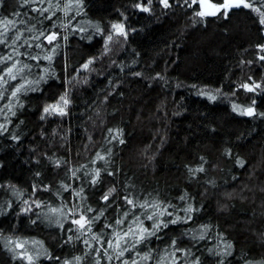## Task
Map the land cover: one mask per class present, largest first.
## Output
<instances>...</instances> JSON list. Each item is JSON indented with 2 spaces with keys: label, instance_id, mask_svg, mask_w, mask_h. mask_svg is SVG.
<instances>
[{
  "label": "trees",
  "instance_id": "trees-1",
  "mask_svg": "<svg viewBox=\"0 0 264 264\" xmlns=\"http://www.w3.org/2000/svg\"><path fill=\"white\" fill-rule=\"evenodd\" d=\"M246 2L203 18L184 0L0 4L31 68L9 81L28 90L0 88V264H264V6ZM61 97L63 115L44 112ZM145 211L167 227L116 249L133 214L151 229ZM81 213L91 231L72 223Z\"/></svg>",
  "mask_w": 264,
  "mask_h": 264
},
{
  "label": "snow or ice",
  "instance_id": "snow-or-ice-1",
  "mask_svg": "<svg viewBox=\"0 0 264 264\" xmlns=\"http://www.w3.org/2000/svg\"><path fill=\"white\" fill-rule=\"evenodd\" d=\"M4 2V0H0V4H2ZM144 2L146 4H150L152 2V0H144ZM160 3L163 4V6L165 8L169 7V3L168 0H160ZM184 3L188 6V7H193V6H198L200 8V11H196L195 15L199 16V17H206V16H215L217 15L219 12L224 11L225 15L227 14V10L235 7V8H239V7H246V8H250L252 7L251 4L247 3L246 0H222V3L216 4V3H212L211 0H184ZM256 3H261L262 6H264V0H256ZM137 9H139L140 11L143 12H148L150 9L146 6H143L141 3H137L136 5ZM35 11H46V9H34ZM256 11H259V9H255ZM14 15H18V13H14ZM261 23L264 24V13H261ZM0 23L3 24V31H0V44H4L7 45L8 47L12 48V51L7 54V55H0V65H3V67H0V88L3 89V92H6L8 90V88H13L14 90L11 92V95L13 97L17 96L18 93L22 92V91H26L28 90L27 88H25V84H19L17 85H13L10 84L9 81H16L19 78L23 79L25 76V69L28 70V72L30 73L31 68L28 64L23 63V61L16 59L17 56L21 55L18 50L15 47H12V45L17 44L20 40H21V36L22 34L19 32V29L16 28V25L14 23L13 20H3L0 21ZM9 25H11L12 29H14V34L11 38V44H8V31H9ZM112 29L114 30V34L116 35H123L126 36L127 32L124 29V25L123 24H119V25H112L111 26ZM41 36H44V33L40 34ZM49 44H51L54 40L57 39V36L55 34H49L47 36L44 37ZM37 39H39V37H37ZM113 39L112 35H108L107 40L111 41ZM24 44H27V40L24 41ZM31 46V45H29ZM39 46V45H37ZM54 51V49H53ZM24 55H27V53H24ZM32 60H37L39 59L38 57H29ZM51 56H45L44 59L47 60H51ZM260 59H264V57H260ZM11 62V63H9ZM92 61H89L88 63L90 64ZM84 68L88 67V64H85L83 66ZM26 84L29 85V87H31V85L33 83L36 82H32V81H25ZM5 85H7V87H4ZM242 87L247 90V91H254L255 88L254 87H249L248 84H244L242 85ZM256 88L259 87V85H255ZM3 92H0V99H5L6 97L4 96ZM215 96L210 97V99L215 100ZM61 102L64 105H67L68 101L64 98L61 97L60 98ZM233 109L236 110L237 106L233 105ZM50 111L52 112H59V114L63 115V109H59L57 106L53 105V106H49L47 108L44 109L45 113H49ZM242 114H247V115H252L253 114V109L249 108L246 109L242 112ZM2 127V126H0ZM115 138V137H114ZM98 159H103V157L98 156ZM202 171V169H201ZM96 177L100 176V171L96 170L95 173ZM93 183H95V180H93ZM112 191H115V189H112L109 191L108 195H105L103 197L104 200H108L109 195L111 194ZM25 203H27V201H25ZM35 204L36 207H40L39 203L33 202ZM125 203L128 205H132V207H136V205L134 204L132 199H129L128 197H125ZM141 208L147 210V208L151 207L154 209L159 208V205H152V204H148L147 202H145L144 204L140 205ZM31 210V206H29V208L25 209V211H29ZM51 211L53 213L62 211V209H51ZM87 212H91V209H87ZM163 213L158 212V211H153L151 214H147V211H145V219L149 220V221H153L152 225H151V229L144 227L143 223L144 221L141 220L139 217L135 216V214H133V220H132V224H129L127 231H125L123 233V235H120L119 233H114V235L116 236V243H115V248L116 249H121V241L124 242L125 245H127L130 240L128 238H131V241H133V247H135V244L141 243L142 241H145L148 237H151L153 235L156 234L157 230H159L161 227H167L166 224L163 223V221L159 220V216L162 215ZM170 215V214H169ZM125 218H127V214H125ZM96 218L94 217L92 220H89L87 215L85 213H81L79 216V219H75L72 221V223L76 224L79 226V229L81 230H86V231H91V224L93 223V221ZM172 223H175L176 221H171ZM115 223L117 225H121L124 223V220H116ZM135 225L136 227L133 228L132 225ZM111 227V226H109ZM85 243H87V241H85ZM18 247H23V245H17ZM108 247H113V244L111 241L108 242ZM128 251L127 247H124L123 250H121L119 252V255L117 256V259H119L120 257H122L124 255V252ZM150 255L149 254H145L144 257H142V259H150ZM29 261H31V257H28ZM122 264H127L126 261L122 262ZM132 264H137V261H133Z\"/></svg>",
  "mask_w": 264,
  "mask_h": 264
},
{
  "label": "rangeland",
  "instance_id": "rangeland-1",
  "mask_svg": "<svg viewBox=\"0 0 264 264\" xmlns=\"http://www.w3.org/2000/svg\"><path fill=\"white\" fill-rule=\"evenodd\" d=\"M119 25V24H123L124 25V29H126V24L123 22V21H117V22H114L113 25ZM244 84H248L249 87H254L255 90L253 92H256L258 90V88L255 87V84L253 83H244ZM244 84H239L240 86L244 85ZM257 85V84H256ZM57 106L59 109H65V105H55Z\"/></svg>",
  "mask_w": 264,
  "mask_h": 264
}]
</instances>
